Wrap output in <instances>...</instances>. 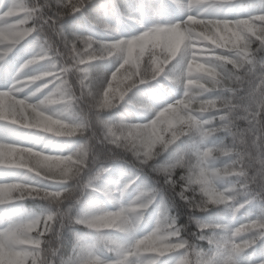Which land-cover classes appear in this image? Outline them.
<instances>
[{"label": "clouds", "instance_id": "obj_1", "mask_svg": "<svg viewBox=\"0 0 264 264\" xmlns=\"http://www.w3.org/2000/svg\"><path fill=\"white\" fill-rule=\"evenodd\" d=\"M0 264H264V0H0Z\"/></svg>", "mask_w": 264, "mask_h": 264}]
</instances>
